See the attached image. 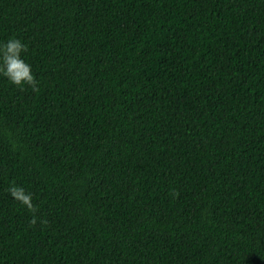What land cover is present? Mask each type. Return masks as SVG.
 <instances>
[{"label": "trees", "instance_id": "trees-1", "mask_svg": "<svg viewBox=\"0 0 264 264\" xmlns=\"http://www.w3.org/2000/svg\"><path fill=\"white\" fill-rule=\"evenodd\" d=\"M10 35L0 264H264V0H0Z\"/></svg>", "mask_w": 264, "mask_h": 264}, {"label": "clouds", "instance_id": "clouds-1", "mask_svg": "<svg viewBox=\"0 0 264 264\" xmlns=\"http://www.w3.org/2000/svg\"><path fill=\"white\" fill-rule=\"evenodd\" d=\"M28 51L27 43L15 35H10L6 40L0 41V77L6 79L11 86L17 89L31 88L33 92H37L39 82L32 65L27 60ZM7 192L16 204L35 214L37 208L33 203V196L24 187L13 182ZM37 219L33 215L32 223L35 224Z\"/></svg>", "mask_w": 264, "mask_h": 264}]
</instances>
